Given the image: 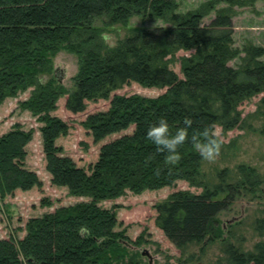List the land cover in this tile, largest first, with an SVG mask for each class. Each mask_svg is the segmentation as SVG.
Returning a JSON list of instances; mask_svg holds the SVG:
<instances>
[{"label":"trees","instance_id":"1","mask_svg":"<svg viewBox=\"0 0 264 264\" xmlns=\"http://www.w3.org/2000/svg\"><path fill=\"white\" fill-rule=\"evenodd\" d=\"M177 10L176 0H0V106L32 89L21 106L43 124L40 131L52 184L88 199L29 219L22 239H0V264H145L130 248L142 244V237L133 241L118 231L116 211L100 206L101 202L128 192L138 195L174 187L180 181L202 188L198 194L175 191L156 206V225L183 250L222 238L220 215L245 192L257 190L249 186L261 185L252 181L255 169L240 166L246 183L228 181L224 171L211 187L200 172L203 158L190 142L171 161L147 138L148 127L161 115L168 117L173 130L183 125L186 115L193 117L194 130L213 123L225 130L239 127V106L264 93L260 60L264 47L247 48L244 63L237 68L229 64L240 54L233 46L230 14L219 13L203 25L207 11L184 15ZM134 16L170 25L134 28L115 47L107 46L94 25L101 18H107L109 25H127ZM62 49L80 58L70 93L54 79L42 80ZM179 51H194L181 58L182 78L161 61ZM131 83L165 92L155 97H111ZM65 94L66 108L73 113L84 112L89 101L110 100L108 110L82 122L96 143L118 136L102 145L97 162L88 170L56 144L70 130L52 114ZM32 139V131L19 124L0 135L1 199L17 190L42 187L37 173L25 165ZM257 222L264 230V219ZM224 253L217 264H264L263 244L249 253L227 244Z\"/></svg>","mask_w":264,"mask_h":264},{"label":"rangeland","instance_id":"2","mask_svg":"<svg viewBox=\"0 0 264 264\" xmlns=\"http://www.w3.org/2000/svg\"><path fill=\"white\" fill-rule=\"evenodd\" d=\"M176 2L177 13L180 14L207 11L202 21L203 25H208L219 13L231 15L234 25L233 46L240 52L238 57L230 61L231 66L237 68L244 63L247 48L264 47V0H176ZM94 25L100 30L107 46L115 47L119 41L128 37L134 28H155L170 24L162 19L134 16L127 25H109L107 18L97 19ZM192 54L194 51H179L175 55L165 56L161 61L168 64L182 78L181 58ZM260 60L264 61V56ZM79 69V56L62 49L52 58L51 70L42 76V80L54 79L70 93L75 88L74 78ZM31 91L32 89H29L17 97L7 98L0 106V135L11 131L17 124L26 131H32L33 139L27 146L28 156L25 165L37 173L43 185L29 191L17 190L5 199L0 198V239H22L26 234L25 227L29 219L41 217L61 206L88 200L72 196L66 187L52 184L51 176L46 169L40 131L43 124L38 121V117L21 106V103L30 97ZM164 92L165 89L144 88L137 83H131L115 90L111 97L116 94L155 97ZM67 97L65 94L60 98L57 109L52 113L70 127L68 134L61 136L56 144L62 148L65 156L71 157L79 167L88 170L97 162L102 145L118 136H111L96 143L82 126V122L90 114L108 110L110 100L89 101L84 112L73 113L66 108ZM263 97L264 93L252 96L239 106L238 111L241 114L239 127L231 130L217 127L223 141L221 152L214 160L203 158L200 166L202 179L211 187L219 182V175L224 171H228V181L241 182L242 179L246 183L243 175L239 173L240 166L255 169L252 181L261 183L258 187L249 186L247 189L257 190L254 193L245 192L231 209L220 215L222 238L180 250L156 225V206L167 200L173 192L179 190L197 194L203 192L202 188L193 187L186 181H180L174 187L161 190H145L138 195L128 192L117 199L100 203V206L116 211L118 231H125L133 241L142 237V244L132 245L130 248L132 252L140 254V259L145 264H217L225 257L224 250L227 244H233L246 253L254 252L258 245H264V230L258 228L257 222L264 219Z\"/></svg>","mask_w":264,"mask_h":264},{"label":"clouds","instance_id":"3","mask_svg":"<svg viewBox=\"0 0 264 264\" xmlns=\"http://www.w3.org/2000/svg\"><path fill=\"white\" fill-rule=\"evenodd\" d=\"M194 119L184 116L183 125L173 130L167 116L161 115L147 129V138L156 146V151L167 153L166 158L175 161L179 158L178 149L190 142L206 160L216 159L222 147V139L217 126L209 124L203 130L193 129Z\"/></svg>","mask_w":264,"mask_h":264},{"label":"water","instance_id":"4","mask_svg":"<svg viewBox=\"0 0 264 264\" xmlns=\"http://www.w3.org/2000/svg\"><path fill=\"white\" fill-rule=\"evenodd\" d=\"M144 254H148V252H144Z\"/></svg>","mask_w":264,"mask_h":264}]
</instances>
